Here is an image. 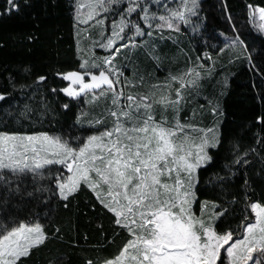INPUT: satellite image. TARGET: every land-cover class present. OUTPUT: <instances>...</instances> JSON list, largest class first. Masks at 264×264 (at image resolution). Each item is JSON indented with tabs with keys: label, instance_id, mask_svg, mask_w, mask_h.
I'll return each mask as SVG.
<instances>
[{
	"label": "snow or ice",
	"instance_id": "snow-or-ice-1",
	"mask_svg": "<svg viewBox=\"0 0 264 264\" xmlns=\"http://www.w3.org/2000/svg\"><path fill=\"white\" fill-rule=\"evenodd\" d=\"M111 3L112 0L107 4L105 0H76L74 21L77 27L81 23L90 25V22L102 26L98 15ZM127 3L120 19L112 21L110 35L105 37L101 27L100 42L93 41L89 46L108 49L109 55L82 54L78 70L57 73L68 81L67 86L60 89L68 97H80L82 93L91 95L90 104L104 98L102 114L88 119V114L81 111L77 116L78 122L99 128L78 143L48 132H0V189L4 193L0 197V208L12 199L21 203L25 198L35 201L39 193V203L34 207L42 205L46 210L52 198L58 196L68 202L87 188L99 205L112 214L113 226L127 236L114 255L100 261L86 259L85 264H264V197L257 199L245 192L246 205L255 215L251 219L245 216L235 229L219 228L218 221L228 210L217 201H202L199 215L194 210L200 170L215 162L212 150L219 149L223 143L219 99L215 103L209 101L211 112L217 117L210 127L200 126L195 109L190 117L182 118L188 96L200 87L205 68L203 61L198 57V63L176 74L170 72L156 83H151V74H147L146 79L136 69L132 77L126 76L125 65L117 63L121 50L139 47L137 38L151 35L145 33L139 21L127 17L136 13L149 26L156 18L147 0H127ZM29 7H32L30 0L23 3L6 0L0 15L20 13ZM198 7L199 0H179L174 8L165 6L167 15L159 16L163 23L156 27L179 31L175 21L187 24ZM255 7L249 5L253 19ZM258 13L264 21V7H258ZM258 27L264 31V23ZM125 29L132 34L128 35ZM77 36L78 52H82L79 33ZM231 44H239L241 49L248 47L239 34ZM156 51L153 46L148 55L159 66L161 57L153 55ZM206 55L211 58L210 53ZM247 59L251 62L250 52ZM208 74H211L210 68ZM37 80L45 81L46 77L41 75ZM223 83L227 85V77ZM5 95L0 93V100ZM260 96L264 98V92ZM62 107L68 109L70 105ZM256 119L264 125V113ZM257 142L264 145V137H259ZM232 151L230 166L238 167L249 165L247 157L256 150L254 147L245 150L239 143H233ZM261 159L264 160V156ZM55 165L66 171L48 167ZM29 174L33 184L37 175L40 179L47 177L50 183H41L28 191L24 182ZM245 186H249L248 180ZM64 206L67 208L68 203ZM217 208L220 211H216ZM47 218V211L43 216L29 211L24 218L4 212V223H0V264H24L25 259L46 246L50 239H62L64 233L60 227L51 233L46 230L41 219ZM119 234L113 233L114 236ZM48 264L56 262L50 260Z\"/></svg>",
	"mask_w": 264,
	"mask_h": 264
},
{
	"label": "trees",
	"instance_id": "trees-1",
	"mask_svg": "<svg viewBox=\"0 0 264 264\" xmlns=\"http://www.w3.org/2000/svg\"><path fill=\"white\" fill-rule=\"evenodd\" d=\"M147 2L151 12L156 13L151 26L144 24L136 13L127 18L139 21L145 33L151 35L137 38L142 47L121 50L117 63L125 65L126 76L132 77L133 69H136L146 79L147 74H151V83H156L157 80L163 81L170 72L184 71L198 63V57L201 58L205 66L204 75L200 87L188 96L182 118L190 117L195 109L200 126L210 127L217 117L211 112L209 101L215 103L219 99L222 115L218 118L221 120L223 143L219 149L212 150L215 162L200 170L198 200L194 210L199 215L202 201H217L228 210L218 221L219 228L235 229L245 216L249 219L254 217L246 205L245 192L257 199L264 197V160L261 159L264 145L257 142L259 137H264V125L256 119L264 113V98L260 96L264 92V35L253 16L249 15V5L264 7V0H199L196 14L189 17L187 24L181 21L179 31L156 28L161 22L159 16L167 15L165 6L174 8L179 0ZM30 3L32 7L24 8L20 13L0 15V93L6 94L0 100V132H48L81 142L99 126L78 122L77 116L85 107L89 108L88 119L102 114L105 100L102 97L98 103L90 105L85 104L88 96L83 93L80 97H68L60 91L68 81L57 73L79 69L83 52H78L77 33L79 45L84 48L97 41L101 27L105 36L110 35L112 21L120 19L128 6L127 0H112L111 6L99 13L102 26L90 22L91 26L81 23L79 27L74 21L76 0H30ZM5 6L6 0H0V9ZM125 31L128 35L132 34L128 29ZM237 34L245 40L246 49H241L239 44H231ZM153 46L157 49L153 55L161 57L159 66L148 55ZM221 49L224 51L221 52ZM92 50L104 56L110 52L98 46ZM249 52L251 62L247 59ZM206 53H210L211 58ZM26 68L28 71H25ZM41 75L46 77L45 81L37 80ZM225 77L227 85L223 83ZM64 104L70 107L65 109L62 107ZM233 143H239L245 150L255 148L256 151L247 157L249 165L230 166L234 156ZM48 167L66 171L60 165ZM245 180L249 181L248 187ZM41 183L50 182L47 177L40 179L37 175L33 184L31 174L24 182L28 191ZM3 195L0 189V197ZM233 196L237 199L234 200ZM36 197L32 202V198H25L23 203L12 199L0 208V223H4V212L24 218L29 211L40 212L42 216L47 211L48 218L41 219L46 230L51 233L60 227L64 236L62 239H50L46 246L25 259L24 264H48L50 260H55L56 264H85L86 259L100 261L114 255L127 236L126 232L113 226L112 214L99 205L87 188L68 202L58 196L52 198L46 210L42 205L34 207L39 203V193ZM65 203H68L67 208ZM94 204L96 207H93ZM115 232L120 234L114 236ZM61 256L64 258L60 259Z\"/></svg>",
	"mask_w": 264,
	"mask_h": 264
},
{
	"label": "rangeland",
	"instance_id": "rangeland-1",
	"mask_svg": "<svg viewBox=\"0 0 264 264\" xmlns=\"http://www.w3.org/2000/svg\"><path fill=\"white\" fill-rule=\"evenodd\" d=\"M85 2H86V0H84ZM253 12H254V15H255V19H254V21H255V23H256V25H257V27L259 26V24L260 23H264V21H261L260 20V18H259V13H258V7H255L254 9H253ZM161 23H163L162 21L160 22V23H158V24H161ZM175 23L179 26V28H180V24H181V21H175ZM157 28V27H156ZM259 28V27H258ZM157 29H161V28H157ZM99 30H100V28H99ZM162 31H164V30H169L168 28H163V29H161ZM170 30H175V29H170ZM180 30V29H179ZM260 30V29H259ZM261 31V30H260ZM100 32H101V30L97 33V41L98 42H100ZM262 33H263V35H264V31H261ZM104 34H105V32H104ZM106 37V36H105ZM139 45L142 47L143 46V44L142 43H139ZM90 46V45H89ZM89 46L87 47L86 45H85V48H84V46L81 44L80 45V47H81V49L83 50L82 52H83V55H89L90 53H93L94 51L92 50V48H89ZM139 46V47H140ZM94 54H95V56H97V57H103L104 55H103V53H95L94 52ZM82 55V54H81ZM107 56V55H106ZM97 91H99V90H97ZM102 98V97H101ZM91 99V95H88V99L85 101V104H88L89 103V100ZM109 103H110V99H109V101H108ZM90 104V103H89ZM104 105H105V102L103 103ZM91 105V104H90ZM85 113H87L88 114V112H89V108H86L85 107V109L83 110ZM89 118H91V117H89ZM100 130H103V129H100ZM255 215V214H254ZM250 264H251V262H250Z\"/></svg>",
	"mask_w": 264,
	"mask_h": 264
}]
</instances>
